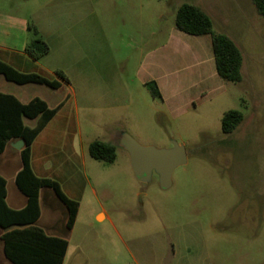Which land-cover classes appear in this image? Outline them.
<instances>
[{
    "label": "rangeland",
    "instance_id": "374dc122",
    "mask_svg": "<svg viewBox=\"0 0 264 264\" xmlns=\"http://www.w3.org/2000/svg\"><path fill=\"white\" fill-rule=\"evenodd\" d=\"M183 2L203 8L214 31L237 43L240 81L218 76L209 35L176 28ZM0 14L33 24L49 45L44 59L71 84L86 77L88 96L77 111L84 165L79 157L76 220L67 228L62 202L43 195L36 222L67 239L63 264H264V17L252 0H0ZM26 36L30 41L32 31ZM150 74L158 76L160 96L142 80ZM96 88L111 90L116 101H96ZM229 109L241 110L243 120L225 133L221 118ZM122 133L144 146H185L187 161L173 170L168 188L156 173L136 179L118 144ZM93 139L115 145L112 163L89 155ZM75 148L80 156L77 142ZM17 163L8 145L0 172L10 178ZM101 210L107 218H96ZM0 264H13L1 238Z\"/></svg>",
    "mask_w": 264,
    "mask_h": 264
},
{
    "label": "trees",
    "instance_id": "16d2710c",
    "mask_svg": "<svg viewBox=\"0 0 264 264\" xmlns=\"http://www.w3.org/2000/svg\"><path fill=\"white\" fill-rule=\"evenodd\" d=\"M257 12L264 17V0H252ZM178 30L191 35H209L216 73L227 81L238 82L242 78L243 54L237 43L226 33L213 29V20L200 6L183 2L178 6L174 18ZM33 38L26 44L25 51L34 59L41 58L49 51L48 43L38 35L37 28L28 24ZM56 74L68 81L65 73L57 69ZM0 74L17 83L35 82L52 88L60 86L59 81L49 79L37 73H25L17 70L0 59ZM153 96H160L153 80L146 82ZM63 99L55 107L34 97L26 103L14 95L0 92V153L11 139H23L20 149L21 168L15 176L18 189L26 196L24 207L14 209L6 203V180L0 175V227L5 229L0 238L3 252L13 264H62L68 241L59 236L47 234L35 222L40 216L39 191L50 187L67 209L66 227L71 229L76 220L79 202L67 196L60 184L51 178L40 177L32 169L30 162L31 144L38 133L63 105ZM35 119L28 125L24 119ZM243 120L239 109H229L221 118V128L225 133L232 132ZM115 145L102 139H95L88 145V153L95 160L112 163L116 158Z\"/></svg>",
    "mask_w": 264,
    "mask_h": 264
},
{
    "label": "crops",
    "instance_id": "0c3cea01",
    "mask_svg": "<svg viewBox=\"0 0 264 264\" xmlns=\"http://www.w3.org/2000/svg\"><path fill=\"white\" fill-rule=\"evenodd\" d=\"M28 24L29 23L25 18H17L5 14H0V59L21 72L37 73L49 79H55L59 81L60 86L57 88H52L48 85L35 82L17 83L6 79L3 74H0V92L12 94L23 103L28 102L34 97H39L43 99L49 107H55L63 99H65L63 105L58 109L54 116L48 121V123L33 140L31 144L30 162L32 169L36 175L56 180L67 196L77 200L80 193L79 191L83 189V180L82 178L79 179V171L77 167L79 157L82 166L84 165L83 140L80 139V129L77 124L79 122L77 111L80 103L82 102L81 100L88 96L89 91L87 90L86 85H84L85 83L83 82L86 81V77H82L83 81H81L80 83L77 82L73 85L70 83V80H64L58 74H56L55 71L58 68H56L54 65H51L49 59H44L46 54H44L39 59L32 58L25 51V46L29 42L27 41L26 36V32L28 31ZM142 80L143 82H147L150 80L157 81L158 76L150 74L149 76L143 77ZM14 83V91H7L1 88V86L3 85L10 86V84ZM64 86H66V90L61 91ZM92 93L94 99L98 102L102 101V103L111 105L116 101V98L112 96L111 90L106 91L103 89V92H101L100 88H96ZM96 97L101 98L97 100ZM25 121L26 118L24 119V122ZM16 140L17 139L9 140L0 155L6 152L9 145L17 153L18 163L15 166L10 178H7L4 172H0V175H2L6 180L5 200L7 205L14 209H20L25 206L27 198L18 189L15 183L16 173L22 165L20 149H16L12 144V142ZM76 142L80 146V156H78V150L77 148H75ZM65 153L71 155L70 162L63 158V155ZM72 158L74 162L72 161ZM5 165L7 164H4L3 168L6 167ZM6 170L7 169H4V171ZM13 183L15 184L18 191L17 189H14L13 194L10 195L9 186ZM43 195L47 196L48 199L52 201V203L57 204L55 198L62 202L50 187H42L39 191L40 216L37 221L43 214L41 202ZM48 204L52 209L51 202H49ZM62 204L64 205L63 202ZM64 207L67 214L66 206L64 205ZM51 213H53V211H51ZM100 214L103 215V219L108 217L106 212L101 210L97 212L96 218ZM4 230L5 229H3V231ZM43 230L47 234L53 235L51 233H48L45 229Z\"/></svg>",
    "mask_w": 264,
    "mask_h": 264
},
{
    "label": "water",
    "instance_id": "95a60500",
    "mask_svg": "<svg viewBox=\"0 0 264 264\" xmlns=\"http://www.w3.org/2000/svg\"><path fill=\"white\" fill-rule=\"evenodd\" d=\"M12 144L16 149H21L24 140L20 138ZM118 144L129 153L130 165L136 179L147 182L150 181L152 174L156 173L161 188H168L171 185L173 170L187 161L185 146L175 141L167 148L144 146L128 133H122Z\"/></svg>",
    "mask_w": 264,
    "mask_h": 264
}]
</instances>
